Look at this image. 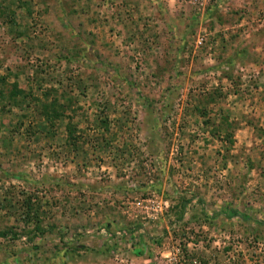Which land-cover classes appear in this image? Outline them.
<instances>
[{"label":"rangeland","instance_id":"obj_1","mask_svg":"<svg viewBox=\"0 0 264 264\" xmlns=\"http://www.w3.org/2000/svg\"><path fill=\"white\" fill-rule=\"evenodd\" d=\"M6 231L0 264H264V0H0Z\"/></svg>","mask_w":264,"mask_h":264},{"label":"trees","instance_id":"obj_2","mask_svg":"<svg viewBox=\"0 0 264 264\" xmlns=\"http://www.w3.org/2000/svg\"><path fill=\"white\" fill-rule=\"evenodd\" d=\"M243 218L247 219L246 217H243ZM11 236H14L15 239H18V236L17 235H13L12 232H8V231L0 232V239H8Z\"/></svg>","mask_w":264,"mask_h":264}]
</instances>
